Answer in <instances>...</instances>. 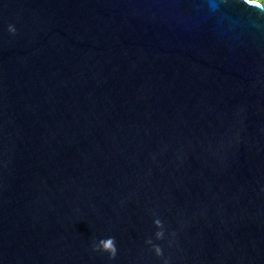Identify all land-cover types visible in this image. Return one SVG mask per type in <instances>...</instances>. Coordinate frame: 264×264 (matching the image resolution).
Here are the masks:
<instances>
[{"label":"water","instance_id":"95a60500","mask_svg":"<svg viewBox=\"0 0 264 264\" xmlns=\"http://www.w3.org/2000/svg\"><path fill=\"white\" fill-rule=\"evenodd\" d=\"M0 264H264V5L0 0Z\"/></svg>","mask_w":264,"mask_h":264},{"label":"trees","instance_id":"16d2710c","mask_svg":"<svg viewBox=\"0 0 264 264\" xmlns=\"http://www.w3.org/2000/svg\"><path fill=\"white\" fill-rule=\"evenodd\" d=\"M258 1H260L264 5V0H258Z\"/></svg>","mask_w":264,"mask_h":264},{"label":"clouds","instance_id":"9594fccd","mask_svg":"<svg viewBox=\"0 0 264 264\" xmlns=\"http://www.w3.org/2000/svg\"><path fill=\"white\" fill-rule=\"evenodd\" d=\"M256 1H258V0H256ZM260 2V1H259Z\"/></svg>","mask_w":264,"mask_h":264}]
</instances>
